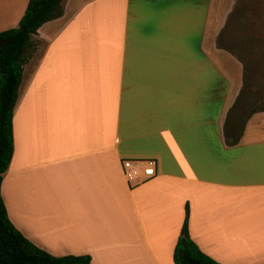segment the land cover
<instances>
[{
    "label": "crops",
    "instance_id": "obj_1",
    "mask_svg": "<svg viewBox=\"0 0 264 264\" xmlns=\"http://www.w3.org/2000/svg\"><path fill=\"white\" fill-rule=\"evenodd\" d=\"M27 2L0 0V31ZM214 2L62 0L30 35L0 183L30 242L90 264H173L187 206L204 254L264 264V105L232 119L242 66L216 43ZM124 159H154L155 175L130 185Z\"/></svg>",
    "mask_w": 264,
    "mask_h": 264
},
{
    "label": "trees",
    "instance_id": "obj_2",
    "mask_svg": "<svg viewBox=\"0 0 264 264\" xmlns=\"http://www.w3.org/2000/svg\"><path fill=\"white\" fill-rule=\"evenodd\" d=\"M61 1L28 0L18 25L0 31V183L13 152V108L21 81L22 64L27 58L26 51L33 47L30 35L44 22L61 15ZM229 114L230 110L227 120ZM187 219L186 206L181 234L173 247V264H222L204 254L189 237ZM0 264H90V257L53 256L34 245L10 222L0 194Z\"/></svg>",
    "mask_w": 264,
    "mask_h": 264
},
{
    "label": "rangeland",
    "instance_id": "obj_3",
    "mask_svg": "<svg viewBox=\"0 0 264 264\" xmlns=\"http://www.w3.org/2000/svg\"><path fill=\"white\" fill-rule=\"evenodd\" d=\"M214 1L220 18L216 43L242 66L245 92L232 112V119L240 121L248 109L264 105V0Z\"/></svg>",
    "mask_w": 264,
    "mask_h": 264
},
{
    "label": "built area",
    "instance_id": "obj_4",
    "mask_svg": "<svg viewBox=\"0 0 264 264\" xmlns=\"http://www.w3.org/2000/svg\"><path fill=\"white\" fill-rule=\"evenodd\" d=\"M154 159H124L121 162L122 173L130 185L142 183L155 175Z\"/></svg>",
    "mask_w": 264,
    "mask_h": 264
}]
</instances>
